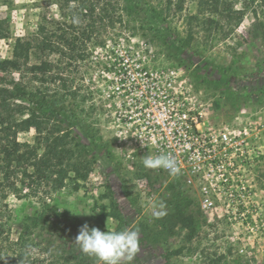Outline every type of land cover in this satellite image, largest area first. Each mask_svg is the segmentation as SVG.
I'll use <instances>...</instances> for the list:
<instances>
[{
	"label": "rangeland",
	"instance_id": "374dc122",
	"mask_svg": "<svg viewBox=\"0 0 264 264\" xmlns=\"http://www.w3.org/2000/svg\"><path fill=\"white\" fill-rule=\"evenodd\" d=\"M225 2L232 10L243 11V16L240 20L237 14L225 17L223 28H216L205 23L210 13L203 12L199 0H186L175 24L185 36L191 26L195 39L189 48L179 47L174 34L152 18L184 61L167 57L149 37H139L124 43L123 50L115 47L98 63L89 61L88 69L84 68L95 91L97 110L92 115L100 128L96 141L102 146L87 140L96 164L86 179L73 176L68 180L60 205L69 207L67 219H82L91 228L95 226L96 207L117 203L123 230L140 234L139 251L130 262L125 259L126 264H264V43L253 17L256 9L264 21V0ZM59 13L56 0H0V18L11 30L10 37L0 39V57L11 56L15 37L35 30L47 18H60ZM190 14L199 19L188 24ZM123 36L116 28L104 43L113 47ZM133 48L140 53L133 55ZM98 51L105 53L100 47ZM162 92L177 97L176 107L184 102L189 113L202 112L206 128L251 126L262 153L252 167L255 208L203 212L193 238L180 227L170 231V223L164 219H169L166 213L172 210L171 183H182L193 198L194 191L176 176L146 168L142 162L145 150L139 148L129 129L139 123L141 105L161 103L165 110H177L170 96L165 98ZM76 131L83 136L79 126ZM34 134V129L21 132L19 139L32 141ZM77 178L81 187L73 191ZM9 202L16 229L25 215L38 209L31 198L11 196ZM242 212H246V219L239 218ZM117 225L118 220L108 218L104 228L114 230Z\"/></svg>",
	"mask_w": 264,
	"mask_h": 264
},
{
	"label": "trees",
	"instance_id": "16d2710c",
	"mask_svg": "<svg viewBox=\"0 0 264 264\" xmlns=\"http://www.w3.org/2000/svg\"><path fill=\"white\" fill-rule=\"evenodd\" d=\"M185 2L56 0L60 18H47L35 30L15 37L11 56L0 57V264H101L75 243L84 225L82 219H67L69 207L60 205L68 180L73 176L86 179L96 164L87 140L102 146L96 141L100 128L92 115L97 110L95 91L85 69L89 61L98 63L115 47L123 50L124 43L139 37H149L167 57L184 61L152 18L174 34L179 47L189 48L195 39L191 26L185 36L175 24ZM199 6L210 13L205 23L216 28H223L225 17L237 14L240 20L244 13L232 10L225 0H199ZM253 17L264 43V21L256 9ZM197 19V14H190L187 23ZM116 28L121 29L123 39L117 38L113 47H107L104 42ZM10 35L9 25L0 18V39ZM99 47L105 53L99 52ZM131 52L140 53L135 48ZM77 126L83 136L77 133ZM31 129L35 130L33 140L21 141L19 134ZM78 178L73 191L81 187ZM182 185H169L172 210L164 220L170 223V231L180 227L193 238L204 213ZM11 196L31 198L38 205L20 220L19 229L15 227ZM96 210L94 227L123 231L117 203L103 204ZM108 218L118 220L114 230L104 228Z\"/></svg>",
	"mask_w": 264,
	"mask_h": 264
},
{
	"label": "built area",
	"instance_id": "2783aa9c",
	"mask_svg": "<svg viewBox=\"0 0 264 264\" xmlns=\"http://www.w3.org/2000/svg\"><path fill=\"white\" fill-rule=\"evenodd\" d=\"M162 94L165 98L170 96L177 110H165L161 103L141 105L139 123L129 127L145 156L169 154L175 158L179 172L173 176L192 188L200 209L207 214H220L221 209L255 208L252 167L262 153L253 128H206L202 112L189 113L184 102L182 107H176V96ZM152 170L170 174L164 169ZM245 213L239 218L246 219Z\"/></svg>",
	"mask_w": 264,
	"mask_h": 264
},
{
	"label": "clouds",
	"instance_id": "9594fccd",
	"mask_svg": "<svg viewBox=\"0 0 264 264\" xmlns=\"http://www.w3.org/2000/svg\"><path fill=\"white\" fill-rule=\"evenodd\" d=\"M143 165L149 169H164L175 175L179 172L177 161L169 154L143 157ZM75 243L87 254L95 255L101 264H121L131 261L139 251L140 234L136 230L101 231L84 224L75 238Z\"/></svg>",
	"mask_w": 264,
	"mask_h": 264
}]
</instances>
